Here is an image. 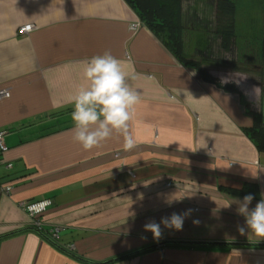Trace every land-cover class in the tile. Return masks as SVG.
I'll return each mask as SVG.
<instances>
[{"label":"crops","instance_id":"0c3cea01","mask_svg":"<svg viewBox=\"0 0 264 264\" xmlns=\"http://www.w3.org/2000/svg\"><path fill=\"white\" fill-rule=\"evenodd\" d=\"M216 5L187 0L183 35L188 57L222 78L231 66L214 61L223 52L211 32ZM242 18L262 43L264 0H248ZM106 51L135 75L132 150L116 133L87 151L72 138L70 97L86 83L85 62ZM260 69L259 83L231 81L242 96L205 82L125 0H0V92L10 94L0 98V264H264V239L239 233L245 218L231 203L251 193V209L264 199V152L246 108L262 91ZM247 184L255 187L238 194ZM46 200L38 230L21 203ZM188 210L180 231L161 224L159 240L144 231Z\"/></svg>","mask_w":264,"mask_h":264},{"label":"clouds","instance_id":"9594fccd","mask_svg":"<svg viewBox=\"0 0 264 264\" xmlns=\"http://www.w3.org/2000/svg\"><path fill=\"white\" fill-rule=\"evenodd\" d=\"M83 78L85 85L69 100L73 105V141L87 151L99 147L116 133L123 137L124 149L132 150L136 141L130 132V121L135 117L140 95L130 87L127 80L135 79V75L130 77L123 69L122 62L106 51L85 62ZM253 199L254 195L251 193L242 200L231 199V203L238 205L237 213L245 218V224L238 225L237 230L241 235L250 231L251 235L264 239V199L250 209ZM190 212L191 210L183 214L173 213L170 217L161 218L159 223L150 221L144 225V231L151 232L153 238L159 240L162 236L161 224L180 231ZM193 223L198 224L199 221Z\"/></svg>","mask_w":264,"mask_h":264},{"label":"trees","instance_id":"16d2710c","mask_svg":"<svg viewBox=\"0 0 264 264\" xmlns=\"http://www.w3.org/2000/svg\"><path fill=\"white\" fill-rule=\"evenodd\" d=\"M130 7L136 12L139 19L144 25L149 27L157 36L163 39L166 46L180 59V61L186 65L191 66L200 74L201 78L205 82L213 83L219 88H222L225 92L234 93L242 96L241 90L234 83H222L220 79L214 77L208 65L200 58L188 57L185 51L184 44V29L185 21L183 19V9L187 0H125ZM215 0H213V3ZM237 14L236 5L230 0H217L216 12H215V26L211 32L216 36H219L222 53L217 56L214 61L216 63L228 62L226 57H223V53L232 52L235 42L237 41ZM264 44V41L262 42ZM220 49V50H221ZM263 57L259 66L264 69V45H263ZM239 59L234 62L236 67L242 74L247 75L252 72L254 64L244 62L238 65ZM231 66V64L229 63ZM243 65L244 68L240 67ZM261 70V69H260ZM263 87V86H262ZM262 100L264 98V87L262 88ZM246 108H250V114L253 118V126L250 130L251 139L253 140L257 149L264 152V117L262 111L253 109L251 105H246ZM7 133V131H6ZM254 186L247 184L238 194H247L249 187ZM255 187V186H254ZM253 187V188H254ZM228 193H236L233 191L225 190ZM256 196V194H255ZM153 248L143 250L142 252L127 255L122 258H129L135 255L145 254L153 251ZM114 261V260H113ZM108 261L105 264L113 263Z\"/></svg>","mask_w":264,"mask_h":264},{"label":"rangeland","instance_id":"374dc122","mask_svg":"<svg viewBox=\"0 0 264 264\" xmlns=\"http://www.w3.org/2000/svg\"><path fill=\"white\" fill-rule=\"evenodd\" d=\"M232 2L235 3L236 5V10H237V14H242L243 10L248 6V0H230ZM247 22L248 20L246 18H242L241 21L237 20V37L238 38V42H235L234 45V49H232V52H225L223 53V55H225L227 61L231 64V68H230V72L226 73V74H222V78H219L218 76H214L218 79H222L221 82L223 83V81L232 83L233 81H248L250 82V80L256 81V82H260L262 81V79L259 77V66L261 64V59L263 57V43H261V39L260 42L259 41H253V39L255 37L251 36V31L250 28L247 30ZM243 27H240V26ZM248 31V32H247ZM260 34V33H255ZM241 37V38H240ZM243 39L245 41H243ZM239 59L238 61V65L244 62H249L254 64V68L252 69V73L244 75L242 74L236 67H234V62ZM240 67L244 68L243 65H240ZM263 70V69H262ZM233 71V72H232ZM234 73H237L236 75ZM261 75V74H260ZM251 78V79H250ZM250 79V80H249ZM232 81V82H231ZM264 87V85H263ZM258 92L256 93V98L258 99L257 101H252L251 102V106L253 109H257L258 106H260L259 102V96L258 93H263L262 91L257 90Z\"/></svg>","mask_w":264,"mask_h":264},{"label":"built area","instance_id":"2783aa9c","mask_svg":"<svg viewBox=\"0 0 264 264\" xmlns=\"http://www.w3.org/2000/svg\"><path fill=\"white\" fill-rule=\"evenodd\" d=\"M34 29V26L33 25H28V26H25V27H22L20 29V32L22 34H28L29 32H31L32 30ZM1 97H6V98H9L10 97V94L8 91H1L0 92V98ZM5 135H6V131H0V152L1 153H6L8 151V147L7 145L5 144ZM9 168H12V165L9 164L8 165ZM170 186V185H168ZM5 191L7 193H10L11 191V187L8 186L6 187ZM53 205V202L52 200H46V201H41V202H36V203H29V202H22L21 203V207L32 217L36 220V228L38 230H41L42 226L39 222V218H40V215L44 214L51 206ZM60 232H61V228L60 227H56L54 229H52L49 233L52 241H56L59 239V235H60ZM69 249L70 250H73L74 249V245H70L69 246Z\"/></svg>","mask_w":264,"mask_h":264}]
</instances>
